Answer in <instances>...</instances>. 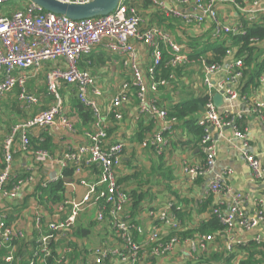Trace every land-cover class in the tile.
I'll list each match as a JSON object with an SVG mask.
<instances>
[{"label": "built area", "instance_id": "2783aa9c", "mask_svg": "<svg viewBox=\"0 0 264 264\" xmlns=\"http://www.w3.org/2000/svg\"><path fill=\"white\" fill-rule=\"evenodd\" d=\"M55 1L84 5L92 0ZM148 1L165 18L179 21L185 27L207 25L210 41L245 35L243 22L264 23V0ZM223 6L237 12V23L229 26L220 20L219 9ZM4 9H8L7 12ZM143 25L136 8L125 4L124 0L113 13L78 21L45 12L29 1L0 0V98L17 89L21 106H35L38 101L28 92L26 84L46 64L51 65L45 77L47 93L53 98L51 107L14 126L4 139L1 145L4 166L0 170V199H18L27 183L23 178L11 176L15 142L18 146L16 151L30 152L40 165L56 162L58 175L46 178L41 184L42 190L60 180H64L65 186L72 189L76 185L85 189L80 200H68L55 207L61 213L68 208L63 218L44 223L40 214L36 213L30 238L6 224L5 218H0V264H14L15 246L20 241L25 244L35 242L37 246L34 250L31 248L29 264H47L46 259L52 254V243L68 240L78 216L91 207L95 208V221L107 223L111 237L117 242L96 248L92 253L95 264L106 260H115L120 264H143L149 257L166 258L177 247L184 250L190 263L203 264L215 245L221 246V251L227 255H234L240 260L249 243H264V160L249 152L247 130L240 126L251 114L264 127V97L261 101H251L249 93H242L243 58L237 55V48L232 47L226 50L220 62L209 63L203 57L192 60L161 28ZM250 42L260 45L257 39ZM139 45L148 50L150 64L145 72L137 61ZM95 47H102L121 58L122 67L131 77L106 102L91 74L78 67L81 59L89 56ZM164 55L167 56L166 60H163ZM189 65L200 70L205 89L203 111L197 121L203 132L199 141L203 161L197 166H185L184 171L192 181L212 176L205 198H214L209 214L216 218L222 230L182 239L179 236L183 230L182 224L173 211L174 204L167 202L158 210L148 212L153 226L147 238L140 243L134 237L135 223L125 212L130 198L118 183L117 171L121 165L123 144L109 141V119L118 122L123 119L122 107L127 104L131 91H134L137 115L154 126L140 146L153 150L157 157L163 155L168 146V137L173 135L178 121L169 118L167 110L151 94L175 80L174 72L163 77V70ZM63 86L75 88L76 99L89 109L93 119L90 131L85 133L87 142L67 150L54 160L45 150H31L28 132L31 129L74 132L72 122L63 111V100L59 93ZM263 88L264 73L257 81L256 90ZM215 95L221 97L222 105L243 104L244 109L238 113L219 110L221 106L216 107L213 102ZM225 131H231L233 139L240 143L243 159L262 188L263 193L255 200L250 211L245 207L247 195L235 191L228 184L232 170L225 167L215 173L217 139L223 137ZM93 166L99 170L98 179L95 177L94 181H86L83 174ZM67 168L72 169L71 180L62 176V171ZM62 248L64 255L60 250V259L56 264H63L71 251L68 245Z\"/></svg>", "mask_w": 264, "mask_h": 264}, {"label": "crops", "instance_id": "0c3cea01", "mask_svg": "<svg viewBox=\"0 0 264 264\" xmlns=\"http://www.w3.org/2000/svg\"><path fill=\"white\" fill-rule=\"evenodd\" d=\"M20 1L23 3L27 2L26 0ZM16 7L14 6L15 9H17ZM18 7H20V5ZM4 10L7 12L8 9ZM138 13L143 19L144 27H159L157 23L147 26V18H153V16H155L153 11L143 10L138 11ZM158 13L166 19L162 27L159 28L168 33L173 41L180 45L187 55L192 51L190 46L192 39L205 42L210 38V29L207 25H203L199 28L185 27L179 21L167 19L159 11ZM219 18L224 24L230 26L237 23L238 14L233 9L223 6L219 9ZM260 49H264V45L260 47ZM90 55L95 56L96 60L87 70L94 78L96 86L101 90L104 96L103 101L106 102V100L108 101L116 95L123 82L130 80V74L122 67L121 58L108 53L102 47H95ZM164 56L163 60H166L167 56L165 59ZM199 58L202 57H197L192 60H197ZM207 58L210 59L211 55L209 54ZM137 61L139 67L145 72L150 61L148 50L141 45L138 46ZM50 66L51 65L46 64L42 70L36 76H33L26 84L28 92L35 96L38 101L35 106H21L15 89L0 98V107L3 106V104L6 107V117L0 121V170L4 166L1 155V145L4 139L10 134L11 129L29 120L36 113L47 110L52 106L53 98L48 95L47 88L46 90L44 88L46 87V72ZM163 71L168 73L174 72L175 74L174 81L170 82L166 87L159 88L156 93L151 94L163 108L167 109L171 105L182 102V98L186 94L189 95L187 99L204 97L205 89L202 84V74L194 65ZM40 85H42V90L40 89ZM60 91H62L59 93L63 100V111L66 115L69 103L71 99H73L71 94L73 92L75 93V88L63 86ZM249 94L251 101H261L264 97V88L261 90H254ZM15 101L16 106L12 108L11 104ZM41 102H43V105L39 104ZM243 109V104L230 106L223 104L219 110L238 113ZM200 114L201 112L199 111V117ZM122 115L123 119L119 122L112 118L109 119L108 137L110 142L123 144L121 165L117 171L118 181L123 182L121 183V187L128 194L131 191H135L138 195L142 196V200L138 202L136 209L130 210L133 203L131 198L130 203L125 207V212L130 215L135 223L136 230L134 237L136 241L143 242L152 229L153 225L149 219L148 212L150 210H158L167 202L178 203L180 206L185 204L184 208L188 214L185 216L184 220L181 221L182 229L191 230L195 228L199 221L208 216L207 213H201L200 203L206 199V187L212 180V176H209L205 179L199 178L192 181L189 175L184 171L185 166H197L202 163L203 155L199 142H197L195 146L189 143L192 137L188 135L181 124L178 123L173 135L168 137L166 151L163 155L157 157L153 150L142 149L140 146L141 142H139V137L142 135L144 139L147 134H150V131L154 129V126L149 120L137 115L134 91H131L127 104L123 105ZM240 126L247 130L250 143L249 152L264 160V127L254 116H251V114L246 116L245 120L240 123ZM89 131L90 129H87L79 133L74 130L73 133H67L63 131L50 132L31 129L28 132V136L30 140L33 138L41 142L44 140V134L52 138L51 149H49V151L47 150V152L54 160H57V158L67 150L86 143L85 133ZM229 141H231V143H229ZM16 144L17 142L14 143L15 151L13 150L11 176L13 178H23L27 183L24 185L22 194L18 199H0V218H5L6 224L24 232L27 238H30L36 213L40 214L44 223L63 218L65 213L68 212V208L61 213L57 211L55 207L62 205L68 200H80L84 195L85 189L78 185L75 186V189L65 186L64 200L62 202L51 204L43 201V198L41 200V184L46 178L58 175V166L55 161L53 163L49 162L45 165H40L30 152L21 153L16 151L18 147ZM225 167L232 170V175L228 179V184L235 191L247 195L245 207L250 211L255 200L263 192L261 186L252 177L251 171L240 152V143L233 139L231 131H225L223 137L217 139L215 173H219V171ZM83 176L86 181L90 182L95 180V177H91V174L87 170L84 172ZM211 198L214 204V198ZM76 229L88 230L89 235L86 238L80 239L72 238L70 235L68 240L57 242L58 254L60 250L62 253L63 245H68L71 250L70 253H67L63 264H70L69 255L73 251V245L77 246V253H80L83 257V261L77 260V264H95L92 253L96 248L104 245H115V243H117L110 235L108 224L97 223L95 221V208L91 207L78 216L75 226L72 229L73 233ZM239 235L246 237L243 233H239ZM15 247V262H18L20 251L17 246ZM216 249L221 251V246L215 245L211 253H215ZM28 250L31 251V248L29 247ZM189 260L190 259L185 256L184 250L177 247L168 257L162 259L149 257L143 264H187ZM101 264L120 263L115 260H106Z\"/></svg>", "mask_w": 264, "mask_h": 264}, {"label": "trees", "instance_id": "16d2710c", "mask_svg": "<svg viewBox=\"0 0 264 264\" xmlns=\"http://www.w3.org/2000/svg\"><path fill=\"white\" fill-rule=\"evenodd\" d=\"M124 3L136 8L137 11L143 10H151L155 14V16L147 18V26H151L157 23V26L162 27L164 19L161 15H159L158 11L152 6V4L148 0H124ZM16 7V6H15ZM14 8V7H13ZM17 8V7H16ZM15 9V8H14ZM157 19V20H156ZM243 30L245 31V35L235 36V37H226L222 40L210 41V38L205 42L192 39L190 46L192 48L191 53L188 55L189 58L194 59L197 57L207 58L209 54L211 58L208 59L209 63L220 62L225 55L227 49L236 47L238 56L243 58V87L242 93H250L256 90L257 81L259 77L264 73V49H260L264 45V23H242ZM252 39H257L260 42L259 46L252 45L250 42ZM262 45V46H261ZM166 55L164 56V59ZM96 60L95 56H86L81 59L78 64L80 70L89 69L93 62ZM88 71V70H87ZM89 72V71H88ZM168 72L163 71L162 76L166 77ZM46 90V87H44ZM17 92V89H15ZM62 92V91H60ZM75 93L73 92L69 106L68 112L66 116L70 119L73 124L74 130L77 132H82L85 130L91 129L92 125V114L88 108L84 107L78 100L75 99ZM205 102V97L202 98H190L188 100L182 101L178 104H174L169 106L166 110L169 118H175L178 123L181 124L185 132L192 137V140L189 143L197 144L200 141L202 136V129L197 125V121L199 119V106L203 105ZM12 108L16 106V101L13 102ZM32 118V117H31ZM110 134V133H109ZM44 140L41 142L38 139L30 140V148L31 150H45L49 151L51 149V141L48 135H43ZM143 136L139 137V142H142ZM91 176L96 177L98 179L99 170L94 166L89 170ZM62 176L68 180L72 179V169L67 168L62 171ZM121 185L122 181H118ZM123 189V188H122ZM124 190V189H123ZM41 200L46 203L56 204L60 203L64 200V192H65V182L64 180H60L56 183H51L47 186L46 189L40 190ZM128 197L131 198L133 202L130 210L136 209V206L140 200H142V196L138 195L135 191H131ZM173 211L177 215L180 222L184 220L185 216L188 212L185 211V204L181 205L178 203H173ZM213 204L212 198L208 197L200 203L201 213H207L208 216L205 219L198 222L197 226L191 230H182L179 233V236L182 239L191 238L196 234H213L222 230V226L219 222L211 216L209 213L211 211V206ZM182 224V222H181ZM89 235L88 230L76 229L75 232H71L72 238H86ZM142 243V242H140ZM16 245L20 251V257H18V262L14 264H29L28 258L32 255V251L30 252L28 249L33 248V250L37 247L35 242L30 244H25L23 241L17 242ZM52 254L49 258L46 259L47 264H56V262L60 259L58 254V247L56 243H52L51 245ZM77 246L73 245V251L69 255L70 264H77V260L83 261V257L80 253H77ZM1 253H0V262H1ZM187 264H192L190 261ZM203 264H264V243L255 244L249 243L244 250V255L240 260H237L234 255H227L223 251H217L215 253H211L204 261Z\"/></svg>", "mask_w": 264, "mask_h": 264}, {"label": "water", "instance_id": "95a60500", "mask_svg": "<svg viewBox=\"0 0 264 264\" xmlns=\"http://www.w3.org/2000/svg\"><path fill=\"white\" fill-rule=\"evenodd\" d=\"M30 3L42 8L45 12L64 16L70 20L78 21L83 19H92L104 17L113 13L118 5L123 0H92L84 5L65 4L55 0H27ZM213 102L216 107L222 105V100L219 95L213 97ZM202 112V105L199 106Z\"/></svg>", "mask_w": 264, "mask_h": 264}, {"label": "rangeland", "instance_id": "374dc122", "mask_svg": "<svg viewBox=\"0 0 264 264\" xmlns=\"http://www.w3.org/2000/svg\"><path fill=\"white\" fill-rule=\"evenodd\" d=\"M40 89L42 90V85H40ZM44 97V96H43ZM189 97V95H184V97L182 98L183 101L188 100L187 98ZM2 103V102H1ZM3 104V103H2ZM40 105H43V102L39 103ZM5 105L3 104V106L0 107V121H2L3 119H5L6 117V112H5ZM16 117V115H15ZM13 118V117H11Z\"/></svg>", "mask_w": 264, "mask_h": 264}]
</instances>
